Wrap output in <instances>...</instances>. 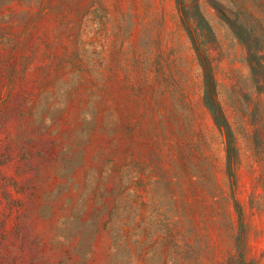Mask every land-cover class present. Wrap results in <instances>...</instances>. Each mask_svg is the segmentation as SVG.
Wrapping results in <instances>:
<instances>
[{"label": "rangeland", "instance_id": "rangeland-1", "mask_svg": "<svg viewBox=\"0 0 264 264\" xmlns=\"http://www.w3.org/2000/svg\"><path fill=\"white\" fill-rule=\"evenodd\" d=\"M199 7L234 191L176 0H0V264H232L236 201L264 264V0Z\"/></svg>", "mask_w": 264, "mask_h": 264}, {"label": "trees", "instance_id": "trees-1", "mask_svg": "<svg viewBox=\"0 0 264 264\" xmlns=\"http://www.w3.org/2000/svg\"><path fill=\"white\" fill-rule=\"evenodd\" d=\"M176 2L180 6L181 18L185 24V29L195 50L197 59L203 69L204 106L211 114L215 126L225 139L227 174L234 191L236 187V148L230 127L218 101L212 61L206 51V46L215 42L214 33L200 11L199 0H191L189 4L184 3L183 0H176ZM240 40L245 42L242 39ZM258 67L260 68L259 70L252 69L253 76H260L264 73L261 66L259 65ZM236 208L239 216V230L235 239L238 259L232 264H254L247 258V235L243 223L242 212L237 201Z\"/></svg>", "mask_w": 264, "mask_h": 264}]
</instances>
